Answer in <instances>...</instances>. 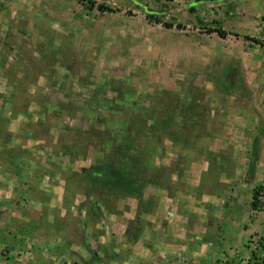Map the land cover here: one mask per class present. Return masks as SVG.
<instances>
[{
  "label": "rangeland",
  "instance_id": "rangeland-1",
  "mask_svg": "<svg viewBox=\"0 0 264 264\" xmlns=\"http://www.w3.org/2000/svg\"><path fill=\"white\" fill-rule=\"evenodd\" d=\"M90 1L0 0V98L11 100L7 116L20 128L15 158L24 169L17 171L50 173L39 184L31 179L32 197L40 188L62 207L69 203L54 214L63 213L75 232L68 236L84 249L74 245L68 264H250L264 243V0ZM228 77L235 95L220 90ZM183 82L201 91L204 127L185 146L174 145L170 130L160 134L163 152L136 173L138 198L113 192L100 200L84 176L105 158L93 148L97 140L84 153L78 146L76 159L65 149L77 148L78 132L91 124L84 110L103 114L83 103L96 95L106 107L136 114L157 107L153 92H178ZM5 123L0 118V141ZM258 186L262 204L252 210ZM101 233L106 238L96 245Z\"/></svg>",
  "mask_w": 264,
  "mask_h": 264
},
{
  "label": "trees",
  "instance_id": "trees-1",
  "mask_svg": "<svg viewBox=\"0 0 264 264\" xmlns=\"http://www.w3.org/2000/svg\"><path fill=\"white\" fill-rule=\"evenodd\" d=\"M80 1L93 2L90 0ZM98 9L111 10L110 7L104 5H99ZM146 16L160 22L157 14L146 13ZM218 33L224 34L222 31ZM226 74L229 73L226 72ZM232 82L229 77L223 80L220 83V90L226 94L235 95L236 89ZM14 87H16V83H14ZM12 93H15V89H12ZM199 93H201L200 90L185 82L180 84L178 92L158 90L151 94L157 107L152 109L142 107L139 113L131 115L127 113L128 111H118V104L113 107L104 106L102 98L98 100L96 95L83 103L84 107L89 104L93 105V108L100 107L104 110L103 114L98 115L93 109L84 110L83 114L92 116L91 124L87 131L78 132L80 135L77 134L80 138L76 140L78 144L72 146L77 148L70 149L67 145L65 149H68L66 153L69 157L76 159L81 154L78 151V146L84 153L85 148L82 146L86 147L92 142V138L97 140V145L92 146L100 148L105 158L96 160L91 167L84 170L90 190L96 191V197L104 201L105 197H111L113 192L135 198L140 196L142 178L139 179L136 173L144 167H152L154 158L163 152L161 149L163 147L160 145V134L170 130L169 136L174 145L185 146L187 136L196 137L197 132L201 127H204L208 108L207 105L203 106L199 103ZM145 96L150 97L147 94ZM72 111H80V108L74 107ZM144 121H149V124H144ZM96 123L102 125V129H95ZM138 124L140 125L137 126ZM137 128L140 129L136 131ZM254 155L253 153L247 168L250 175L253 173ZM72 159H70V163ZM260 188L258 186L252 190L250 201L252 210H257L262 204ZM93 204L98 207L96 202ZM260 251L262 256H256L254 252H251L250 259L252 258L254 261L250 264H264V243H261Z\"/></svg>",
  "mask_w": 264,
  "mask_h": 264
},
{
  "label": "crops",
  "instance_id": "crops-1",
  "mask_svg": "<svg viewBox=\"0 0 264 264\" xmlns=\"http://www.w3.org/2000/svg\"><path fill=\"white\" fill-rule=\"evenodd\" d=\"M0 80H2L1 75ZM12 89L14 88L12 87ZM7 98L4 96L0 98V118L3 121L6 120L0 141V166H2L0 168L10 167V169L5 172V175H0V264H7L9 262L13 264H29L32 261H34V264H68L71 253L77 252L75 251L76 249H73L75 248L73 246L77 245V247H83L81 239L80 241H74L68 236L69 232L75 234V232L72 231L74 228L69 226V221H66L63 215V213H66V210H70L66 209L69 203L66 204L67 206L62 207V201H58L60 199L56 197L55 200V195L52 197L49 193H45L40 188L39 190L41 193L32 197L33 192L31 188L33 187L31 179L34 180L35 184L36 182L39 184L40 180L45 179L48 181L50 178L53 179V177L49 176L50 173L48 175L43 174L41 177L38 173H36V175L34 174V176L27 175L26 177L17 171H22L24 169L23 165L19 164V156L15 158L16 155L22 153L21 150H19V145H17V136L20 128L16 127L17 122H12L15 116L10 115L11 118L7 116V114H10L9 111L11 106V100H7ZM14 121H17V119ZM10 122L12 123L9 124ZM26 127L29 131L32 130V126L28 125V123ZM5 141H10V144L6 145ZM13 169L14 172L11 171ZM9 184L12 185L11 188L8 187ZM74 197H72V201H74ZM116 197L118 196L116 195ZM111 198H113V195H111ZM26 199L30 200V203H24ZM80 202L81 201H78L77 203L83 208L85 203H83V201L82 206ZM77 203L75 200L74 204L76 205ZM56 208H61L64 212L59 216L58 213L55 215L54 212ZM89 209H91L90 206H87V210ZM85 212L86 210L83 211V214H85ZM101 215H97L95 211L94 216L97 217V219L101 218ZM141 226L142 224L138 226V228L140 229ZM138 232L135 237H132V239L130 238L131 242L137 240ZM94 233H96V231H94ZM98 233L97 231V234ZM183 234H185V232H183ZM96 238L97 240H95V242L97 245L100 244V241L103 242L106 237L105 234L102 235L101 233V236H96ZM182 238L183 239L178 238L176 240L181 245L186 241L184 237ZM191 241L196 240L192 239ZM197 242L199 241L197 240ZM85 245H88V243L86 242ZM198 245L199 244H197V246ZM104 247L106 251L110 248L108 244ZM174 247H177V245ZM190 258L192 259V257ZM191 262L192 260L188 264Z\"/></svg>",
  "mask_w": 264,
  "mask_h": 264
},
{
  "label": "water",
  "instance_id": "water-1",
  "mask_svg": "<svg viewBox=\"0 0 264 264\" xmlns=\"http://www.w3.org/2000/svg\"><path fill=\"white\" fill-rule=\"evenodd\" d=\"M145 13H148V14H156V13H158L156 10H152V9H147L146 11H145Z\"/></svg>",
  "mask_w": 264,
  "mask_h": 264
}]
</instances>
